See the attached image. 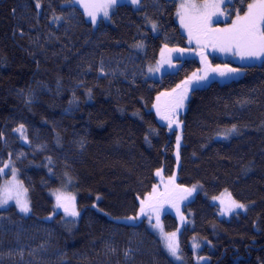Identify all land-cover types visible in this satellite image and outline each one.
Segmentation results:
<instances>
[{"label":"trees","instance_id":"1","mask_svg":"<svg viewBox=\"0 0 264 264\" xmlns=\"http://www.w3.org/2000/svg\"><path fill=\"white\" fill-rule=\"evenodd\" d=\"M251 1L232 0L233 13L243 15ZM69 2L0 0V184L10 161L30 203L26 217L0 209V264H193L192 240L207 264H264V60L229 63L242 69L237 79L189 89L169 178L175 133L154 105L200 66L197 57L177 60L157 81L146 70L167 50H193L176 2L118 4L95 29ZM21 125L26 144L14 133ZM160 176L174 178L187 199L194 191L184 189L199 187L180 198V263L144 222H123ZM67 177L79 213L74 230L61 214L52 217L49 196ZM224 192L245 212L219 219L210 201ZM162 223L167 233L177 229L169 213Z\"/></svg>","mask_w":264,"mask_h":264},{"label":"rangeland","instance_id":"2","mask_svg":"<svg viewBox=\"0 0 264 264\" xmlns=\"http://www.w3.org/2000/svg\"><path fill=\"white\" fill-rule=\"evenodd\" d=\"M174 1L176 2V5H177V18H178V23L180 25L181 31L186 37L188 44L192 45L193 50L192 51H189V50L178 51L180 49L167 50L166 55L163 56V59L161 61L147 68L146 70L147 79L157 81L161 78L162 75L166 73H174L177 70V65H178L177 60L197 57L200 69L194 74L196 76L207 75V79L199 81L198 83L194 80L191 85L187 86V94H188L189 89H193L199 86L201 87V85L205 86L207 82L210 80H213V78L223 79V80H218V81H229V80L237 79L242 74V69L237 68L235 66H231L229 65V63L236 65V66H247V65L259 64L264 60V55H261L259 58L241 59L239 55L235 54L236 53L235 48L228 50V51H221L220 49L222 45L219 42L211 40V39H206L203 36L200 37L199 43H198L196 33L194 32L192 38L190 39L188 29H186L185 27H182L181 22H180V17L178 15V11L180 10V5L182 3H195L197 5H203L206 2H219L220 10L224 12V15H219V14L214 15L210 23V28L212 30L230 28L233 24V21L236 20V16H237V14L233 13L232 8H231L232 0H174ZM104 2L105 0H70L69 4L77 6L83 11L86 19L91 23L93 29L96 28L97 24L101 20H105L106 22H108L110 18V13L114 9V7L118 4L129 5L133 9H138L140 7V2L137 5H133L131 3V0H117V3L109 9L107 17L103 15L102 11H97L96 12L97 19H96V22L93 23L91 17L86 14L85 9L82 6V4L84 3L100 4ZM256 2H258V0H252L250 3H256ZM89 11H96V10L90 8ZM210 11H216V10L210 9ZM247 11H248V7L246 8L245 12ZM218 24H222V25H218ZM215 25L217 26L214 27ZM215 58L222 61V63H211L210 61ZM229 68L236 69L237 71L229 73L227 72V69ZM149 69H152V71H149ZM214 69L216 71H214ZM220 71H224L226 75L221 76L219 74ZM192 77L193 75L190 76L189 79ZM184 91H185V83L177 87V89H175L172 93L160 96L159 100L156 98L157 101L154 105V110L157 114V117L160 123H162L163 125H166L168 130L175 133V143H174V153L173 154H174L175 161H176V165H175L176 167H175L174 174L170 176L169 178L171 177L175 178L177 167L179 165V150L181 146V140L179 141V144H178L177 136L180 137L181 119H180V128L177 127L175 123L170 128L169 121L167 119H162L161 116L170 115L173 120L177 121V116L182 112L183 108L177 109L174 112L172 111V108L174 106L175 100L178 99L179 96ZM184 103H185V99H184ZM157 108H159V111H160L159 115L157 113ZM14 133L19 136V140L23 144L27 143L25 134L22 137L21 134L17 131H14ZM6 163H7L6 165H8L4 173L6 177H2V181L0 184V193H2L5 188L13 189L15 182H19V184L22 185L17 171H15V177H13V172H12L13 166L11 165V162L8 161ZM156 177H157V174H156ZM157 181H158L157 185L155 186V188L151 190L150 194L146 196L143 201H140L138 212L135 216H133L135 219L128 218V219L123 220V222L131 223V225L144 222L146 228L151 233H153L157 237V239L160 241L161 246L164 252H166V254L168 255V257L174 263H180L181 259L179 257L178 236L184 225V217L181 214V208H180V198L187 199L188 196L182 197V194L176 189L175 182L173 179L163 178L160 176L157 179ZM71 185H72V182L67 177L65 178L64 184L61 186V188L51 190L49 192V196L53 202L54 213L52 217L54 215L61 214L63 224L66 226V228H68L69 230H74L77 225L79 213L76 207V196H75V193L71 190ZM193 188H194L193 190L194 193L187 200H190L195 195V193L199 191L198 186H193L190 189H193ZM23 189H14V194H15V191H23ZM56 193L63 194L67 197L74 198V200L67 201L66 203L69 204V207H71V204L74 203L75 210L77 211L78 215L76 216L66 215L64 208L57 206V199L55 195ZM220 195H221L220 197H216L215 199L210 201L211 204L216 205L218 207L217 216L219 219L227 220L232 215H234V213L245 212V210L248 207V205H244L243 208H231V210H229L231 206V201H233L232 198L227 192H224ZM25 198L28 201V205L30 209V203H29L27 193L25 194ZM142 202H143V213L141 212ZM8 207L15 208L17 213H19L20 215L24 217L28 216L30 213V211L27 213L21 212L15 202V199L9 200L7 204L0 206V209H6ZM165 213H169L173 215L177 221V229L173 232L167 233L163 227L162 216ZM172 233H175L174 241L178 248L177 256H173L167 247L168 240L166 239V237L171 236ZM200 247L201 245L196 240H192L190 242V248L193 252V264H207L208 263L207 258L199 256L198 253H199Z\"/></svg>","mask_w":264,"mask_h":264},{"label":"snow or ice","instance_id":"3","mask_svg":"<svg viewBox=\"0 0 264 264\" xmlns=\"http://www.w3.org/2000/svg\"><path fill=\"white\" fill-rule=\"evenodd\" d=\"M140 0H131L133 5H137ZM117 3V0H105L104 3L100 4H89L84 3L82 6L85 9L87 15H89L92 19V22L95 23L97 19L96 12L102 11L105 17L108 16L109 9ZM36 7L39 8V0H37ZM248 11L244 13L243 16L237 12L236 20L233 21V24L230 28L226 29H217L212 30L210 28V23L212 17L214 15H224V12L220 10L219 2H206L203 5H197L195 3H182L180 5V10L178 11V15L180 17V22L182 27H185L189 31L190 39L193 36V33H196L197 42L199 43V39L203 36L206 39H211L219 42L222 47L221 51H228L233 48L236 49L237 55L244 58H259L261 55H264V0H258L256 3L248 4ZM95 9L96 11H89V9ZM210 9H215L216 11H210ZM57 19H59L57 17ZM155 29L156 25H152ZM141 47V45H138ZM183 51V50H178ZM152 71V69H149ZM214 71H216L214 69ZM236 69L229 68L227 72L232 73L236 72ZM221 76L226 75L224 71H220ZM207 75L205 76H196L193 74V77L185 82V91L179 96L178 99L175 100L172 111H176L177 109H182L184 106V99L187 97V86L191 85L195 80L197 83L202 80H206ZM159 100V97L157 98ZM158 115L160 114L159 108H157ZM162 119H167L169 121V127L175 123L177 127H179V121L173 120L170 115H162ZM15 131L19 132L21 136L24 135V126L21 125ZM229 132L235 131V127L228 130ZM180 137L177 136V143L179 144ZM8 165H5L7 167ZM3 169H0L2 172ZM15 168L12 169L13 177H15ZM158 176L161 174L159 171L156 173ZM174 179V178H173ZM14 189H23V185L19 184V182H15L14 188H5L2 193H0V206L7 204L9 200L15 199L17 206L19 207L21 212L27 213L30 211L28 201L25 198L26 189L23 191H15ZM193 189H184L189 195ZM57 206L63 207L66 215L76 216L78 215L75 210L74 203L69 204L67 201L74 200L72 197H67L63 194L56 193ZM244 205L238 204L235 201H231V208H243ZM141 212L143 213V202ZM129 219H135L134 217H130ZM175 233H172L171 236L166 237L168 240L167 247L170 253L173 256H177V245L174 241ZM195 247V245H194ZM179 258V257H177Z\"/></svg>","mask_w":264,"mask_h":264}]
</instances>
